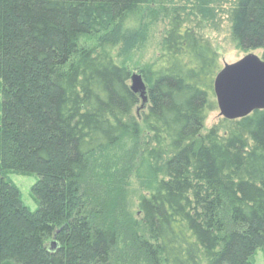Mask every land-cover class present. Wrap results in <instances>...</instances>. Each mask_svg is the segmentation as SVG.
Returning <instances> with one entry per match:
<instances>
[{"label": "trees", "instance_id": "1", "mask_svg": "<svg viewBox=\"0 0 264 264\" xmlns=\"http://www.w3.org/2000/svg\"><path fill=\"white\" fill-rule=\"evenodd\" d=\"M186 3L214 28L225 16L235 48L264 61V0ZM185 9L0 0V264H252L264 250V111L204 130L220 65ZM159 15L167 25L160 57L140 71L142 105L101 40ZM91 35L101 48L81 44ZM125 138L126 158L138 153L136 219L122 216L118 174L105 165ZM10 173L36 176V211Z\"/></svg>", "mask_w": 264, "mask_h": 264}, {"label": "rangeland", "instance_id": "2", "mask_svg": "<svg viewBox=\"0 0 264 264\" xmlns=\"http://www.w3.org/2000/svg\"><path fill=\"white\" fill-rule=\"evenodd\" d=\"M166 1H171V5L186 7L185 11L189 15L187 21L189 22L191 20L192 23L198 24L197 32L200 34V36L206 39L214 51H216L220 69H222L225 65L235 64L245 55H247L238 51L231 43L228 33V23L225 20V16H220L221 20L219 21L218 26L217 28H214L206 21L199 20L198 17H195L196 15H194V12H191V9L187 6L186 0ZM154 3L156 4H151L149 9H157L158 2L154 1ZM130 21L131 20L124 21L121 23V27L120 24L117 25L115 36L109 39L104 38L101 40V43L104 47L105 45L108 47L111 46L112 55L117 65L127 68L131 75H140L141 70H146L150 66L154 65L160 57L161 40L164 30L166 29L167 19L163 18L162 15L157 16L154 18V20L149 19L146 23L139 24V28L137 26L138 31L135 29V25H129ZM134 29L136 33H133ZM128 30H132V32ZM100 38L101 35H91L83 38L80 42L83 46L98 49L101 48L99 47ZM110 39L117 40V42L115 43V41ZM251 54L261 57L260 51L251 52ZM221 120L222 118L219 116L218 110L210 113L205 121L204 130H208ZM143 135L144 132L142 130L141 138L138 141V149H141V144L144 143ZM131 141L133 140L125 138L121 140L117 146L108 151L110 152L109 155H112L110 160L112 161L113 158V161L115 163L117 162L116 166H118V169L115 168V163H110L109 161V163L105 165L110 166V172H116L118 174V179L116 178V180L118 181V190H120L118 194L121 195L123 200L122 216H129L136 219L137 203L139 197L143 194V190L140 188L137 179L139 177H137V174H139V171L137 170L139 169L138 153L135 152L131 160L126 158L127 152L133 146ZM100 162H102V160H100ZM126 173L128 174L126 175ZM7 177L11 183H13L18 188L21 200L24 205L32 212L36 211L39 207V204L31 193V188L37 181L36 176H22L19 174L10 173ZM252 264H264V250L256 251L252 259Z\"/></svg>", "mask_w": 264, "mask_h": 264}, {"label": "water", "instance_id": "3", "mask_svg": "<svg viewBox=\"0 0 264 264\" xmlns=\"http://www.w3.org/2000/svg\"><path fill=\"white\" fill-rule=\"evenodd\" d=\"M130 89L146 103V87L140 75H131ZM213 91L219 116L228 121L264 111V61L248 53L238 62L225 65L215 76Z\"/></svg>", "mask_w": 264, "mask_h": 264}]
</instances>
